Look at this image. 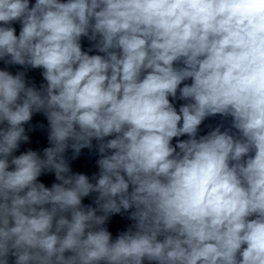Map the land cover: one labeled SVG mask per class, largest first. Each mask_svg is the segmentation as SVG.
Returning a JSON list of instances; mask_svg holds the SVG:
<instances>
[{"label":"clouds","instance_id":"clouds-1","mask_svg":"<svg viewBox=\"0 0 264 264\" xmlns=\"http://www.w3.org/2000/svg\"><path fill=\"white\" fill-rule=\"evenodd\" d=\"M0 60L46 81L0 70V264H264V0H0ZM217 114L239 135L197 138ZM93 140L95 183L65 158Z\"/></svg>","mask_w":264,"mask_h":264},{"label":"water","instance_id":"water-1","mask_svg":"<svg viewBox=\"0 0 264 264\" xmlns=\"http://www.w3.org/2000/svg\"><path fill=\"white\" fill-rule=\"evenodd\" d=\"M61 2H66V0H61ZM35 0H29L30 6L34 5ZM11 27L16 29V34L19 35L21 30V24L19 21H15L11 24ZM81 47L82 50L88 52L89 55H104L103 53H99L95 47V42L90 41L87 37L81 38ZM91 49V51H89ZM174 66L182 67V64H177ZM0 70L9 71L11 74L15 75L18 72L25 73L26 83L29 86H34L37 90L41 88L42 85L46 84V81L43 79L42 76V69H33L31 67L25 68L24 66L20 65H10L6 64L4 60H0ZM190 84L191 80L184 81L180 87H183V84ZM180 93L179 90L177 91V97L174 99L169 97L170 102L173 106L179 111V108L187 103L188 101L182 100L179 98ZM43 125V127H41ZM25 133L29 137L28 142H21L19 148L13 153V155L18 156L21 153H24L28 150L36 151L41 157H43V149L49 147L50 144L48 142V131L49 126L46 118L42 113H34L32 120L24 125ZM216 127H220L221 131L228 130L230 134H235L236 136L239 135L237 130L232 128V118L231 117H222L219 114L215 116L207 117L199 126L197 132V138L203 135H207L210 131L214 130ZM112 137L106 138L110 139ZM187 136H182L179 138H173L172 145L175 146L178 140L187 139ZM98 141L93 140L92 148H84L81 150V153L78 157L73 159V151L69 148L65 153V158L68 160L69 165L73 173H82L89 177L90 181L95 183V180L92 179L94 175L98 176L99 168L97 165V160L100 158V154L98 153ZM178 151V149H177ZM38 182L43 183L46 187H51L53 183H58L55 179L54 173L45 172L39 178ZM96 194H90L88 197L83 198L82 203L84 205H91L92 207H96L94 203ZM129 212H124L122 210L119 214L112 215L108 222L106 223V227L112 233L113 239L116 236L126 231L134 222L128 219L130 214ZM100 214V213H98ZM254 218V217H253ZM9 264H14V257H9ZM147 264V262H145Z\"/></svg>","mask_w":264,"mask_h":264}]
</instances>
